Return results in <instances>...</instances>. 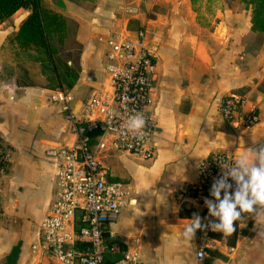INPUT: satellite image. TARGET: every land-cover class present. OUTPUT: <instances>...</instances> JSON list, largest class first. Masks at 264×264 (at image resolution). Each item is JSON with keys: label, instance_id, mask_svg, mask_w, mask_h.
<instances>
[{"label": "crops", "instance_id": "crops-1", "mask_svg": "<svg viewBox=\"0 0 264 264\" xmlns=\"http://www.w3.org/2000/svg\"><path fill=\"white\" fill-rule=\"evenodd\" d=\"M43 4L66 19V34L69 21L76 24L81 53L78 77L70 89L77 105L106 84L110 36L144 25L147 43L156 53L150 92L154 155L145 159L112 151L105 158L110 179L124 182L130 196L109 224L113 237L125 249H136L144 264H264V208L243 217L234 244L228 235L213 230L203 240L202 228L189 239L186 225L194 214L203 225L206 206L180 202L175 195L182 184L197 181L199 161L219 152L237 158L246 148L264 143V33L253 29L252 4L143 0L134 17L125 8L127 0ZM29 12L19 8L0 23V145L11 150L0 178V264H33L30 246L55 194L57 164L45 150L73 142L60 105L50 99L58 88L47 87L31 58L35 51L14 41ZM228 94L255 104L259 121L241 129L224 120L219 100ZM203 241L208 247L199 258L196 252L204 248Z\"/></svg>", "mask_w": 264, "mask_h": 264}, {"label": "built area", "instance_id": "built-area-1", "mask_svg": "<svg viewBox=\"0 0 264 264\" xmlns=\"http://www.w3.org/2000/svg\"><path fill=\"white\" fill-rule=\"evenodd\" d=\"M143 0H131L125 7L132 16L141 11ZM106 84L77 105L72 89L51 91L50 99L58 103L73 142L65 146L48 147L45 155L57 164L55 194L50 209L40 218L36 239L30 246L33 264H144L134 248L121 251L120 257L109 261L107 255L120 251L109 224L116 220L128 204L129 189L119 180H111L105 158L112 151L127 152L150 159L154 155L151 140L155 120L150 109V92L155 80L156 53L147 43V30L139 26L133 32L115 34L106 40ZM219 110L227 122L237 128H248L259 121L258 109L238 94L223 95ZM143 114V136H132L125 128L128 117ZM237 158L216 153L197 163L198 177L184 183L176 191L180 201L204 204L215 180ZM11 150L0 145V178L6 174ZM226 166L221 171L220 162ZM229 182L233 184L229 177ZM223 195V192H222ZM202 239L212 230L205 207ZM196 254L203 258L205 242Z\"/></svg>", "mask_w": 264, "mask_h": 264}, {"label": "trees", "instance_id": "trees-1", "mask_svg": "<svg viewBox=\"0 0 264 264\" xmlns=\"http://www.w3.org/2000/svg\"><path fill=\"white\" fill-rule=\"evenodd\" d=\"M253 7V29L264 33V0H250ZM19 8H28L29 14L22 21L17 33L14 36V41L22 48L32 49L35 51L31 54L40 67V72L44 75L47 81V87L51 88H67L70 89L75 84L79 64L73 60H60L59 45L65 43L66 38V19L46 8L43 0H0V23L10 17ZM81 50H79V54ZM71 63H68V62ZM33 82H26L31 85ZM115 180V179H111ZM249 212L243 213L238 221L234 222L235 231L228 235V241L234 244L237 233V225L243 217ZM212 231L209 232V235ZM230 238H232L230 240ZM111 242H117L120 246V251L109 253V261L117 260L121 251L125 249L122 243L112 237Z\"/></svg>", "mask_w": 264, "mask_h": 264}, {"label": "clouds", "instance_id": "clouds-1", "mask_svg": "<svg viewBox=\"0 0 264 264\" xmlns=\"http://www.w3.org/2000/svg\"><path fill=\"white\" fill-rule=\"evenodd\" d=\"M5 87L12 91L9 86ZM124 126L132 136H143L145 118L141 113L132 114ZM226 166L225 162H220L222 172ZM229 177L235 183L234 189ZM210 196L214 199L204 198L208 215L215 218L209 222V226L224 235H231L235 231L234 222L243 213L253 212L257 207L264 208V143L255 144L239 153L230 171L224 172L219 180L213 182ZM189 221L185 227V236L192 239L203 225L198 214H194Z\"/></svg>", "mask_w": 264, "mask_h": 264}, {"label": "rangeland", "instance_id": "rangeland-1", "mask_svg": "<svg viewBox=\"0 0 264 264\" xmlns=\"http://www.w3.org/2000/svg\"><path fill=\"white\" fill-rule=\"evenodd\" d=\"M129 3L131 0H127ZM250 0H248L249 2ZM133 29H136L138 27L137 24H134ZM67 34H66V40L63 45H59L60 50V60H73L74 63H77V60L79 58V50H81V47L79 43L75 39V31H76V24L74 21H69V26L67 27ZM105 162V160H104Z\"/></svg>", "mask_w": 264, "mask_h": 264}]
</instances>
